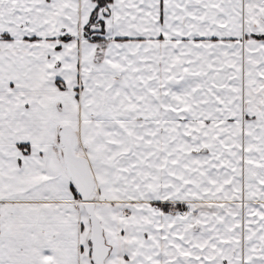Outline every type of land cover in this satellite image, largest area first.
Returning a JSON list of instances; mask_svg holds the SVG:
<instances>
[{"label": "snow or ice", "instance_id": "obj_1", "mask_svg": "<svg viewBox=\"0 0 264 264\" xmlns=\"http://www.w3.org/2000/svg\"><path fill=\"white\" fill-rule=\"evenodd\" d=\"M0 264H264V0H0Z\"/></svg>", "mask_w": 264, "mask_h": 264}]
</instances>
